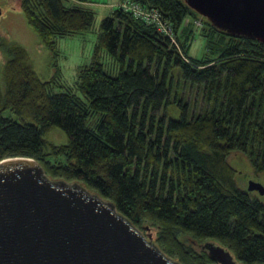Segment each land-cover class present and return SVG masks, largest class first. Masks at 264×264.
Segmentation results:
<instances>
[{"label":"trees","instance_id":"1","mask_svg":"<svg viewBox=\"0 0 264 264\" xmlns=\"http://www.w3.org/2000/svg\"><path fill=\"white\" fill-rule=\"evenodd\" d=\"M89 1L20 0V7L55 57L58 38L93 27ZM138 1L158 8L176 43L115 5L72 85L59 68L42 78L28 49L0 33V159L30 156L53 178L83 182L137 226L156 225L155 241L183 264L217 262L182 233L264 264V202L238 186L228 161L241 150L264 168V43L217 29L183 0ZM196 33L205 38L201 56L185 41ZM182 80L202 94L200 111L177 93ZM54 126L65 142L46 138Z\"/></svg>","mask_w":264,"mask_h":264},{"label":"water","instance_id":"2","mask_svg":"<svg viewBox=\"0 0 264 264\" xmlns=\"http://www.w3.org/2000/svg\"><path fill=\"white\" fill-rule=\"evenodd\" d=\"M183 1L217 29L264 43V0ZM247 190L263 194L264 184L250 179ZM200 246L218 264H249L217 240ZM0 264L183 263L113 200L77 179L49 176L33 157L13 155L0 159Z\"/></svg>","mask_w":264,"mask_h":264},{"label":"rangeland","instance_id":"3","mask_svg":"<svg viewBox=\"0 0 264 264\" xmlns=\"http://www.w3.org/2000/svg\"><path fill=\"white\" fill-rule=\"evenodd\" d=\"M116 1L117 0H92V2L87 3L96 12L93 27L86 33H77L58 38V43L56 45V52H58V54L57 56L55 55V57H53L51 52L40 42L37 33L27 23L20 7V0H0V33L9 39L18 41L28 49L34 67L42 78L47 79L51 77L56 71V68H59L62 71L60 76L61 79L72 85L77 79L79 66L89 59L100 19L113 7V5L110 4L116 3ZM198 20H200V22H198ZM195 23L201 28L203 22L201 18H198L195 20ZM174 31L176 35L177 32L175 29ZM186 39L185 41L188 42L187 48H189L188 53L190 55L192 53L193 55L201 56L205 50V38L199 33H196L194 37L190 36L189 38L186 37ZM181 50L180 47V51ZM54 58H56V64L53 63ZM3 60V55L0 51V63L3 62ZM178 78L179 76L177 77V81ZM189 84L191 88V83ZM190 88H188L187 84L185 85V81L182 80V84L181 82L178 83L176 91L180 96L184 94L187 100L190 98L191 105L192 102H195L196 105H194L193 109L198 112L201 110L202 106H206V104L202 101V94H196L195 89L193 88V90L190 91ZM175 107H173L172 110L170 107V113L177 117L179 115V108ZM7 112L9 111H5V113ZM46 138L57 143H62L67 140V134L60 127L54 126L47 132ZM228 161L236 169L235 179L240 188L247 190V184L250 179L258 180L264 184V168L260 161L254 163L250 156L241 150L230 152ZM251 193L264 202V193L260 194L257 190H252ZM146 223L149 224V229L146 230L156 239L159 228L151 222ZM142 229L146 232L144 228ZM180 239L196 250L202 249L200 243L205 240L184 233L180 235Z\"/></svg>","mask_w":264,"mask_h":264},{"label":"built area","instance_id":"4","mask_svg":"<svg viewBox=\"0 0 264 264\" xmlns=\"http://www.w3.org/2000/svg\"><path fill=\"white\" fill-rule=\"evenodd\" d=\"M115 5L123 10L130 11L135 17L146 23L153 24L157 30L169 36L171 41L176 43V35L172 24L162 16L158 8L146 6L138 0H119Z\"/></svg>","mask_w":264,"mask_h":264},{"label":"crops","instance_id":"5","mask_svg":"<svg viewBox=\"0 0 264 264\" xmlns=\"http://www.w3.org/2000/svg\"><path fill=\"white\" fill-rule=\"evenodd\" d=\"M118 1H119V0H117L116 3H117ZM89 2H92V0H90ZM89 2H88V3H89ZM116 3H111L110 5H113V7H114ZM104 5H105V4H104ZM106 5H107V4H106ZM111 9H112V8H111ZM111 9H110L107 13H109V12L111 11ZM191 54H192V53H191Z\"/></svg>","mask_w":264,"mask_h":264}]
</instances>
